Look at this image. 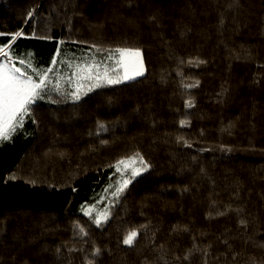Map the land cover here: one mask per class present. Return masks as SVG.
<instances>
[{
	"label": "trees",
	"instance_id": "obj_1",
	"mask_svg": "<svg viewBox=\"0 0 264 264\" xmlns=\"http://www.w3.org/2000/svg\"><path fill=\"white\" fill-rule=\"evenodd\" d=\"M17 31L38 68L96 45L139 48L146 71L31 105L0 146V264H264V0H0ZM135 153L151 167L113 200L110 165ZM110 201L102 227L82 210Z\"/></svg>",
	"mask_w": 264,
	"mask_h": 264
},
{
	"label": "snow or ice",
	"instance_id": "obj_2",
	"mask_svg": "<svg viewBox=\"0 0 264 264\" xmlns=\"http://www.w3.org/2000/svg\"><path fill=\"white\" fill-rule=\"evenodd\" d=\"M32 14V11H29L28 18H31ZM5 35L10 36V40L0 45V146L5 142H10L14 134L23 129L25 117L35 120L34 117H31V105L37 99H44L45 95L55 92L59 95L69 94L74 101H78L83 95H87L89 91L107 85L135 80L137 77L143 76L146 71L142 51L139 48H101L96 45L92 46L94 52L85 54L79 59L58 62L54 58L51 61L52 66L43 69L38 68L33 65L31 56L28 60H25L13 54L12 45L24 35L23 32H0V37ZM40 38L47 39L49 37ZM60 43L63 44V41H60ZM59 53L60 50L57 49L56 55L59 56ZM17 63H19V67ZM58 63L61 66L66 64L70 73L61 74L57 71L55 75H50L53 74V69ZM188 63H195L198 66L205 63V61H188ZM65 85L71 86L70 92H66ZM183 86L185 88L198 87L199 81H194L191 84L186 83ZM187 106H194L191 99L187 101ZM180 123L181 126H185L188 122L181 121ZM100 127L104 128V125L101 124ZM103 143H107V141ZM184 143L187 144V141H184ZM110 167L114 168L113 175L118 176L115 183L110 185L113 200H118L128 186L142 172L147 171L151 165L140 153H135L132 156L117 160ZM8 179L14 180L16 177L12 175ZM108 191L109 189H105L106 193ZM111 207L112 201L102 210L96 209L95 205L85 206L82 210L97 227H102L111 216ZM94 211L96 214L93 216ZM225 214V212L217 213L219 216ZM240 223L245 224L243 220ZM142 227L146 228L147 226L143 225ZM77 228L82 238L88 236L84 228L79 227V225H77ZM175 230L188 231L187 227L180 229L179 226ZM139 235V229L128 230L123 237V244L129 247L134 246ZM100 254L101 249L99 247H96L92 252V255L96 257ZM205 255H207L206 252ZM192 256L193 251L189 250L183 259L190 260ZM176 259L179 260L180 257H176ZM88 264H94V261L89 260Z\"/></svg>",
	"mask_w": 264,
	"mask_h": 264
},
{
	"label": "rangeland",
	"instance_id": "obj_3",
	"mask_svg": "<svg viewBox=\"0 0 264 264\" xmlns=\"http://www.w3.org/2000/svg\"><path fill=\"white\" fill-rule=\"evenodd\" d=\"M144 59V58H143ZM138 78V77H137Z\"/></svg>",
	"mask_w": 264,
	"mask_h": 264
}]
</instances>
